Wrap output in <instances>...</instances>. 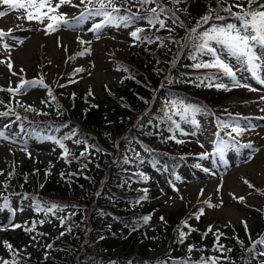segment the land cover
I'll list each match as a JSON object with an SVG mask.
<instances>
[{
  "label": "trees",
  "instance_id": "16d2710c",
  "mask_svg": "<svg viewBox=\"0 0 264 264\" xmlns=\"http://www.w3.org/2000/svg\"><path fill=\"white\" fill-rule=\"evenodd\" d=\"M164 2L169 7L186 9L177 13L185 28L169 22V26L175 28L171 35L180 43L167 40L170 35L167 31L152 30L146 33L164 37L163 47L159 46V42L147 44L134 39V44L129 45L128 50L131 54L138 53L134 57L128 56L121 63H115L118 69L123 66L129 71L119 70L123 81L106 87L105 100L95 94L88 95L89 92L78 81L70 82L71 78L66 76L52 87L61 108L58 109L55 103L50 106L42 104L41 101L49 99L47 94L37 104L24 103L47 115L26 112L13 102L22 120L11 123L15 116L3 120L11 123L14 131L20 130L24 137L46 138L50 135L62 138L72 128H78L79 139L87 140L89 145H96L103 151L90 148L91 154L86 158L77 160L69 156L71 163L58 155L46 164L41 161L28 162L15 167L10 165L8 170H4L5 173L2 171L0 205L4 203V196L8 197L9 205L0 210L1 215L15 214L16 208L12 202L17 197L33 202L31 197L35 196L70 207L58 213L68 217L63 225L55 217L46 218L34 210L23 217L20 225L31 228L32 222L36 221L35 230L25 231L24 227H20L16 234L7 231L0 246V259L16 260L19 264H199L201 257L221 256L220 252L213 251L216 240L214 233L218 231L223 234L219 244L232 250L223 253L228 259L221 257L220 264H260L264 260V257L247 250L252 241L264 236V209L254 207L257 219L253 223L242 220L247 223L246 232L242 221L236 225L212 219L206 224L205 209L200 219L196 220L192 214L204 207L203 204L186 212H174L171 217L165 216L161 203L154 204L160 197L155 172L159 176H167L170 183L175 184L192 171L196 174L204 169L203 162L198 160L199 155L193 154L191 146L168 139L173 134L179 139L181 134L179 131L170 132L169 122H161L166 102L179 98L207 109L201 113L206 114L215 127L217 119H221L220 115L228 112L230 107L223 104L230 97L228 91L196 87L193 83L185 82L206 70L191 67V50L181 47L184 44L182 38L187 35V29L195 26L196 21L207 13L209 7H218L216 0H185L179 5H171L168 0ZM132 11H136V8L133 7ZM219 14L227 16L224 12ZM135 26L147 28L142 21ZM173 60L176 61L175 65ZM39 72L34 76L40 77ZM2 97L5 104L10 101V94ZM4 110V105H0V111ZM174 119L179 120L178 117ZM21 123L24 131L20 129ZM180 123L181 129L189 124ZM64 124H69V127L54 130ZM47 125L53 128H47ZM33 129L39 134H34ZM64 143L76 157L84 149V144L76 145L69 140ZM58 148L62 153L59 145ZM83 164H87V167L82 168ZM197 164L201 167H197ZM9 172L14 173L11 178L8 177ZM4 183L10 187L7 195L3 193ZM144 216L151 217L147 224L143 222ZM161 217H164V222ZM186 219L197 231L187 234L181 243L177 226ZM40 220L46 222L41 225L38 223ZM209 225L212 232L202 237ZM69 228L71 231H68ZM183 230L188 233L187 228ZM237 237L243 241V246ZM5 241L12 245V251L4 246ZM189 245L194 249L191 253L188 252ZM260 246H257V252L261 251ZM153 252L158 254L154 256Z\"/></svg>",
  "mask_w": 264,
  "mask_h": 264
},
{
  "label": "snow or ice",
  "instance_id": "6c2138e0",
  "mask_svg": "<svg viewBox=\"0 0 264 264\" xmlns=\"http://www.w3.org/2000/svg\"><path fill=\"white\" fill-rule=\"evenodd\" d=\"M185 0H168L171 5H179L184 3ZM217 8L209 7L206 14L201 16L197 21L195 26L187 29V35L183 37L184 44L181 47H187L191 50L190 59L193 61L191 67L196 70H206L195 77L186 80V83H193L196 87H206V88H216L217 90L231 91L235 88H246L249 91H258L257 88L253 87L251 84L247 83L242 77L238 76V73L247 72L255 79L260 85L264 86V0H216ZM0 5H5L7 10H16L24 13L22 18L28 22H36L42 27L36 29L43 31L45 35H50L61 29L77 31L82 25L88 21H92L91 26L87 28L88 32L93 33L96 40L100 39L99 33L105 27H124L133 28L137 22H144L147 28L144 27H134V30L130 31V36L140 43L152 44L159 42V46H165V38L161 36H150L146 33L154 30L155 32L167 31L170 35L166 38L173 43H180L175 40L171 33L175 32V28L169 26L178 25L181 28H185L184 22L177 15L178 12L186 11V9H181L178 7H169L165 4L164 0H0ZM70 6L78 11V15H70L67 12L61 11L62 7ZM135 7L136 11H132ZM234 9H237L234 11ZM220 12L227 13V16L220 15ZM6 14L5 11H0V17ZM99 18V20H97ZM220 21L221 23H216ZM208 25V27H205ZM26 31H32V29H26ZM7 39H16L12 35V30L9 29L8 32L0 30V48L2 50L9 52L12 45L6 43ZM77 41L81 45H87L81 52L77 55L84 56L90 54L92 40H83L80 36H77ZM18 43H23V40H18ZM58 46L64 47L67 51L66 46H63L59 42ZM207 57V59H204ZM74 58V57H73ZM0 63H6L10 73L18 77V83L16 87H12L11 81L9 82V87L7 89L0 88V91H7L10 93V101L5 104L4 101H0V105H4V111H0V118H7L10 116H15L16 121H21V116L16 113L15 107H13V102L16 107L23 108L26 112H36L38 115H47V113L39 112L32 105H25L16 97L18 95L27 94L29 89L42 87L46 89L48 100L41 101L45 106H50L51 103H55L57 108H61L56 96L53 95V89L49 86L41 75L38 78L25 79L23 75V69L20 73L13 72V63L11 61L10 55L8 59L0 60ZM173 65L176 61L173 60ZM125 72L129 71L126 67L121 66V69ZM85 71L83 68H78L75 73H80ZM70 82H75L70 80ZM171 82V81H170ZM59 87H64V85H58ZM107 87V86H105ZM92 90L89 89L88 95H92ZM74 95V94H73ZM260 100L264 102V96L260 97ZM147 102V101H146ZM95 107V105H93ZM207 111L199 106H193L184 102L182 99H171L166 102L161 122H169V131H179L181 135H185L181 129V123H189L195 127H199L198 121L196 120V115L200 112ZM264 112V108L260 109ZM62 114V113H61ZM178 117L179 120L174 119ZM23 119H27L24 117ZM257 119L264 121V116L259 117H233L229 114L227 120L217 119V132L214 135L217 137L214 141V151L213 153H208L207 151L199 154L201 159H207L210 155H218L221 162H224L225 152L230 148H247L253 150V144L249 141L247 144L238 145L236 140L237 136L242 135L245 131L254 130L257 125L252 124V120ZM243 122V123H242ZM11 123L5 124L4 129L11 127ZM47 128H53L52 125H47ZM67 128L69 124L61 125L60 127L54 128L55 131H59L60 128ZM21 131H24L23 123L20 124ZM34 134H39L36 129H33ZM221 133L224 135L221 136ZM195 134V133H192ZM235 134V135H234ZM79 130L78 128H72V130L65 134L62 138H57L55 136H47L46 139L54 141L62 151V158L66 162L71 163L68 160L69 156H73V159L86 158L90 155L89 149H94L97 152L103 151L96 145H89L87 140H81L78 138ZM227 137V138H225ZM11 139L3 129H0V140ZM168 139H173L176 143H183V140L176 139L173 134L168 137ZM72 141L76 145L84 144V149L79 153V156H74L69 149L66 147L64 141ZM203 148L204 145L200 144ZM26 151V149H25ZM151 151V149H148ZM254 151H259V149H254ZM30 155V154H29ZM251 153L249 154V159H251ZM127 162V160H126ZM197 167L201 165L197 164ZM82 168H86L87 164L81 165ZM205 172H210L209 168L203 169ZM0 171V175H2ZM13 172L8 173V177L11 178ZM48 173H46L47 175ZM214 174V173H212ZM63 175V173H62ZM147 179V177H143ZM179 179V177H177ZM245 183L251 188V185L247 180ZM4 189H7L8 184L4 183ZM42 187V186H41ZM221 185L217 186V192H219ZM201 195H203V190H201ZM145 197H141L144 199ZM233 198L236 197L233 195ZM33 201L34 211L38 214H43L44 217H55L63 225L68 217L58 215V213H63L69 205L60 204L55 201L41 200L39 197H31ZM210 199V198H209ZM243 200V197L239 198ZM4 203L0 205V210L8 207L9 200L7 196L3 197ZM139 202V201H137ZM203 205L208 207H222L223 201L220 204H211L209 200H204L201 202ZM74 207V206H72ZM204 214V207H200L197 212L193 213L192 216L196 220L200 219V216ZM189 217V219L192 218ZM144 224H147L151 217L144 216ZM164 222V217L160 218ZM45 220H40L38 223L43 224ZM36 221L32 222V227L22 226L20 224H13L11 227L13 229L24 227L25 231H34L36 227ZM247 232V223L242 221ZM187 228L188 233L183 229ZM134 230V229H133ZM68 231H71L69 228ZM177 231L179 233V240L181 243L187 234H190L197 229L193 228L188 220L181 221V224L177 226ZM208 232H212V226L209 225L206 232L202 233V237L207 236ZM64 233L62 232L61 235ZM215 243L213 251L221 253V256H211V257H201L199 264H220L221 257L225 260L228 257L223 256L225 251L231 252V249H226L224 245L219 244L220 236L223 235L218 231L214 233ZM237 240L243 246V241ZM4 246L12 251V245L7 241L3 242ZM264 246V236H261L258 240L252 241L251 247L247 249L249 252H254L259 257H264V250L257 252V246ZM51 247V245H48ZM193 246H188V252L193 251ZM15 255V253H14ZM0 264H19L16 260H2L0 259ZM166 264V262H165ZM247 264V262H246ZM260 264H264V260L260 261Z\"/></svg>",
  "mask_w": 264,
  "mask_h": 264
},
{
  "label": "rangeland",
  "instance_id": "374dc122",
  "mask_svg": "<svg viewBox=\"0 0 264 264\" xmlns=\"http://www.w3.org/2000/svg\"><path fill=\"white\" fill-rule=\"evenodd\" d=\"M75 2L78 3V0ZM0 11L6 12L3 17H0V30L8 32L11 29L12 35L16 38L5 41L12 45V48L10 53L0 48V60L6 61L10 55L13 63L12 71L20 73L23 69L21 75L25 79L35 78L34 75H37L38 71L40 76L46 77L47 84L60 83L67 76L78 81L85 91L89 92L91 89L93 94L105 100L107 92L105 86L123 81V75L115 63H121L128 56L134 57L138 53L131 54L128 50L129 45L132 44V37L129 34L132 28L105 27L99 33L100 39L96 40L93 33L87 31L92 23L88 21L77 31L61 29L53 34L45 35L43 31L36 30L42 27L38 23L18 18L24 15L22 10H7L5 5H0ZM61 11L78 15V11L70 6L62 7ZM26 29H32V31H26ZM77 36L85 41L92 40L90 54L82 57L77 55L87 47L78 43ZM58 38L60 44L66 46L67 51L64 47L58 46ZM18 40H23V43H18ZM78 68H83L85 71L75 73ZM238 76L258 91L253 92L246 88L228 91L230 97L223 104L230 105L229 111L220 115V118L227 120L229 118L227 113H231L233 117L264 116V112L260 111L264 108V102L260 100V97L264 96V86L247 72L238 73ZM10 81L12 87H16L18 77L10 73L6 63H0V88L7 89ZM5 93L8 92L0 91V97ZM45 95L44 88L36 87L29 89L25 95H19V98L24 103H38ZM196 117L199 127L191 124L183 125L182 131L186 134L180 135L179 139L183 140L185 145L191 146L190 149L194 155L205 151L213 153L214 141L217 139L214 135L217 130L215 124L204 113H198ZM0 122V129H3L11 138L0 140V171L8 170L10 165L15 167L28 162L41 161L46 164L47 161L60 155L61 150L54 141L43 137L25 139L24 136L10 132V129H4L2 119ZM251 122L257 127L254 130L245 131L237 136L236 140L238 145L251 141L253 150L230 148L225 152L223 163L218 155H210L207 159H201L199 156L198 160L202 161L204 168H209L210 172L200 169L195 174L192 171L185 179L176 181L175 184H171L167 176H159L158 172L154 173L156 188L160 192V197L154 201V204H162L161 208L166 217H171L174 212H186L202 204V201L209 200L211 204H220L223 201V206L204 205L206 224L212 219L236 225L243 219L250 224L257 219L254 207L264 209V121L253 119ZM223 135L221 133V136ZM200 144L204 147L201 148ZM250 153L251 159H249ZM245 180L253 187L250 188ZM221 184L222 187L217 192V186ZM9 192L10 187H7L3 193L7 195ZM240 197L244 199L240 200ZM12 204L18 209L15 216L10 219V216L0 214V246L7 231L17 233L19 228L13 229L11 225L21 224L22 218L34 210L33 203L30 200L24 201L21 197L15 198ZM6 225L8 228L5 227ZM260 249L263 250V247L260 246ZM156 254L158 253H152L154 256Z\"/></svg>",
  "mask_w": 264,
  "mask_h": 264
},
{
  "label": "bare ground",
  "instance_id": "6f19581e",
  "mask_svg": "<svg viewBox=\"0 0 264 264\" xmlns=\"http://www.w3.org/2000/svg\"><path fill=\"white\" fill-rule=\"evenodd\" d=\"M109 86V85H108Z\"/></svg>",
  "mask_w": 264,
  "mask_h": 264
}]
</instances>
